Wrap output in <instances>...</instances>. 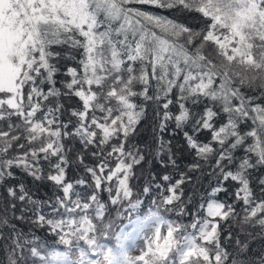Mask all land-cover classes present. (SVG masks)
<instances>
[{
	"label": "snow or ice",
	"instance_id": "6c2138e0",
	"mask_svg": "<svg viewBox=\"0 0 264 264\" xmlns=\"http://www.w3.org/2000/svg\"><path fill=\"white\" fill-rule=\"evenodd\" d=\"M136 5L178 10L200 26ZM61 59L77 65L66 67V91L56 87ZM62 96L80 102L71 110L76 118L71 131L61 119L64 106L52 99ZM136 98L154 100L164 109L161 133L170 120L177 129L191 123L194 132L211 133L207 143L187 131L184 137L197 158L215 156L222 178L218 184H235L233 203L215 198L226 191L217 186L191 213L182 199L184 174L174 183L165 174L159 177L164 183L153 180L143 187L145 196L154 187L160 199L154 197L149 211L137 218L139 228L114 233V221L105 220L102 194L107 192L118 216L136 212L143 203L133 198L131 181L146 158L128 143L144 116ZM189 102L204 103L202 114L189 109ZM174 103L176 113L170 110ZM221 113L226 120L217 126ZM12 117L16 121L0 129V199L5 212L20 213L17 220L27 217L63 250L26 239L5 215L0 225H11V231L0 237L12 241L8 264H21L26 245L31 264H252L247 237H234L223 222L239 217L238 223L264 233V177L258 178L260 195L251 186L252 170L264 168V0H0V121ZM69 137L96 149L92 155L99 162L85 165L90 180L74 184L66 179L63 141ZM16 148L25 151L9 156ZM241 148L244 155L237 163ZM168 159L175 165L171 155ZM41 160L49 161L54 171L47 180L62 193L54 203L34 199L23 183L9 186L16 168L34 180L44 179ZM77 185L91 191L82 194ZM162 211L192 220H172ZM113 236L116 243L109 246L106 241ZM233 240L230 252L225 242ZM131 247H139V254L130 256ZM258 255L264 264V253Z\"/></svg>",
	"mask_w": 264,
	"mask_h": 264
},
{
	"label": "trees",
	"instance_id": "16d2710c",
	"mask_svg": "<svg viewBox=\"0 0 264 264\" xmlns=\"http://www.w3.org/2000/svg\"><path fill=\"white\" fill-rule=\"evenodd\" d=\"M136 7L144 8L148 11L155 12L160 15H168L169 17L179 19L183 22L189 23L195 27L200 25L196 20L187 19L188 14L182 13L178 10H160L151 8L148 5H136ZM58 51H63V49L57 48ZM60 68V71L56 74V87L60 88L62 91L64 89V81L68 79L64 75L67 66H77L72 60L61 59L57 65ZM155 82H153L154 84ZM249 94H255L251 90ZM259 91V89H257ZM154 94V89L153 93ZM53 101L59 102L63 107V114L61 119L69 124V131H71L76 123V118L72 117L71 110L79 107V101L75 97L62 96L56 100L52 98ZM173 99L175 97L173 96ZM138 104L144 105V116L140 122L136 125L135 133L129 138V147L136 149L138 148L144 155L145 161L141 165L136 166V176L131 181L133 187V198L137 196L143 201L142 205L136 212L125 213L123 216H118L117 206H113L108 201L107 192L103 193L104 202L107 204L108 212L105 216L106 221H114V233L118 234L120 230H127L130 223L135 222L138 217H142L146 214L149 209L152 207V200L155 197L157 200L160 199V193L153 187L151 193L147 196L143 194V187L146 186L149 181L154 183H164L159 177L162 175H170L172 177V182L180 178L181 173L185 176V183L181 185L183 190V203L187 211L191 213H196L202 203H204L209 198V193L212 189L221 186L226 188V191H221L217 193L216 199L219 201H225L228 203H233L235 201V184L232 181H225L222 185L218 184V180L222 179L219 176V169L215 166V156L210 155L208 159H199L197 158L195 151L189 149L187 142L184 137V132L187 131L189 135L194 136L199 142L207 143L211 141V133L207 130H201L199 133L193 131L192 124H186L183 128L177 129L174 120L167 122V131L161 133L159 130V124L161 122V116L164 111L160 107L159 103L154 100L144 101L142 98H136ZM48 104V102H45ZM208 106L211 107V102H208ZM187 107L193 110L196 113L202 114L205 107L204 103L199 105H193L190 102L187 104ZM170 110L173 113H176L178 110V105L175 103L170 105ZM221 119L226 120V117L221 113L220 117H217V126ZM16 121L15 117H12L11 120L0 121V129L7 130V124ZM247 130V129H245ZM251 142V138L249 141ZM19 143L25 144L27 147V142L23 139ZM65 145V155L68 160V165L66 167V179L69 182H75L80 179H91L88 173L85 171V165L91 167L99 162L98 157L92 155L93 151H96L95 148L89 146L87 149L80 144L79 140L75 137L66 138L63 141ZM161 144L164 145L163 150H161ZM219 146L217 145V148ZM24 148L10 149L8 155H17L24 152ZM169 155L175 160V165L169 163ZM244 155L243 149H238L235 153V160L238 163L240 158ZM79 157H83L84 163H80ZM52 161L55 162V158H52ZM163 161V163H161ZM112 163H115L113 160ZM198 163L199 168L191 169L190 165ZM224 164L228 165L229 168H233V165L228 161H224ZM40 165L42 166V171L44 179L34 180L31 176H28L21 169H14L15 176L10 178L9 186H14L19 183H23L27 188L30 189L31 194L34 199L40 201H52L55 202V199L58 195H62L59 189L51 182L47 180V175L49 172L54 171L47 160H41ZM264 177V168H256L252 170L251 177V186L257 195H260V185L258 178ZM155 178V179H154ZM76 191L81 192H90V188H81L79 185L76 186ZM174 207V206H169ZM237 213L242 217L243 213L240 207L236 209ZM167 218L172 220H182L184 223H189L192 220L191 215H186L184 217H178L175 211L163 212ZM7 216L9 220L12 221V224L16 226V232L20 233L28 240L37 239L40 242L47 243L49 246L56 247L57 250H63V246L55 245V238L50 236L45 229L38 227L33 224L30 219L27 217L24 219L17 220L15 216H19L20 213L13 214L10 210L5 212V205L3 199H0V217ZM203 215V213H201ZM238 219H231L224 223L226 230L232 231L234 237L240 235L242 237H247V242L251 246V252L247 254V260L251 261L252 264H259V255L264 253V233H262L259 227H252L250 225H242L238 223ZM11 231V225L4 226L0 225V233L3 234V237H7ZM251 233L252 235H249ZM0 237V264H8V256L10 254L11 248L13 247L12 241L10 239H5ZM109 246H114L116 240L113 236L110 240L106 241ZM234 240L229 243L225 242V247L229 251H234ZM28 245L25 246V251L23 253V258L21 259V264H24V260H28L31 264V257L28 251Z\"/></svg>",
	"mask_w": 264,
	"mask_h": 264
},
{
	"label": "rangeland",
	"instance_id": "374dc122",
	"mask_svg": "<svg viewBox=\"0 0 264 264\" xmlns=\"http://www.w3.org/2000/svg\"><path fill=\"white\" fill-rule=\"evenodd\" d=\"M136 225H137V224L133 225V226L129 229V231H128L127 233H132V231H133V229H134V227H135ZM119 233H121V231H120ZM119 233H118V234H119ZM136 244L142 246L143 241H142V240H137V241H136ZM128 254H129L130 256L138 255V254H139V247H131V248H129V253H128Z\"/></svg>",
	"mask_w": 264,
	"mask_h": 264
},
{
	"label": "bare ground",
	"instance_id": "6f19581e",
	"mask_svg": "<svg viewBox=\"0 0 264 264\" xmlns=\"http://www.w3.org/2000/svg\"><path fill=\"white\" fill-rule=\"evenodd\" d=\"M138 228H139V225H136V226L134 227V229H138ZM134 229H133L132 233L134 232Z\"/></svg>",
	"mask_w": 264,
	"mask_h": 264
}]
</instances>
